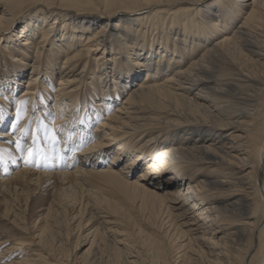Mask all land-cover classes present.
<instances>
[{
  "label": "bare ground",
  "instance_id": "obj_1",
  "mask_svg": "<svg viewBox=\"0 0 264 264\" xmlns=\"http://www.w3.org/2000/svg\"><path fill=\"white\" fill-rule=\"evenodd\" d=\"M0 3V43L18 50L15 70L0 67V149L21 158L32 125L20 168L0 166V193L61 180L92 202L91 247L105 242L123 264H264V0ZM47 52L64 56L49 74ZM91 60L98 86L83 102ZM36 140L56 156L51 170L30 164ZM113 190L149 206L155 235L121 227ZM49 227L2 250L0 264L87 263L63 242L48 250Z\"/></svg>",
  "mask_w": 264,
  "mask_h": 264
},
{
  "label": "rangeland",
  "instance_id": "obj_2",
  "mask_svg": "<svg viewBox=\"0 0 264 264\" xmlns=\"http://www.w3.org/2000/svg\"><path fill=\"white\" fill-rule=\"evenodd\" d=\"M0 7V9H2L4 7L3 4L0 3ZM38 15L39 17L43 16L41 12L38 13ZM23 24L19 25L17 34L18 31L20 32ZM66 27L67 32L76 33V36H83V38L92 34V31L81 28L78 29V32H74L73 24H67ZM61 33L59 34L61 35ZM3 44L0 43V67H4L6 69L8 68L9 70H15L16 63L12 62L11 57L13 51L18 52V50L12 49L11 51L9 48H6V46H9V42ZM148 47L149 46H147V48ZM169 47L171 48L170 50H173V45ZM202 50L203 49L201 48L199 53ZM63 58L64 56L59 57L57 54L47 52L43 57L42 70L44 72L47 71L49 74L52 71L60 69V67L63 65ZM30 61L31 60H28L26 62L30 64ZM190 61L191 58L188 57L184 65L188 66ZM29 64L25 65L24 69L28 70ZM95 64L96 63L91 60L88 71L85 74V84H82V86H84L80 92V98L83 102H91L93 92L98 86L97 80L92 78V73L96 69ZM17 68L19 69V67ZM30 71L31 69H29V72ZM56 85L57 80L55 79V81H53V86L56 88ZM17 106H22V103L19 102ZM15 109L16 105L12 104L11 112H13ZM22 119V116L18 115L15 122L19 123L16 128L22 122ZM24 130L25 134H27V138L22 140L23 145L21 149V158H24L25 156V154L22 155V152H24V149H26V142L31 137L32 125H28V127H26ZM6 131H8V128L0 129V141L1 139H4L2 138V135H4ZM49 131H47V137L50 139L49 141L56 142L57 136L52 131ZM37 140L35 143L37 149L33 152L34 154L32 156L33 158L30 159V164L40 169L51 170L53 168L52 159H54L56 156L54 154H47L44 145L42 146V142H38ZM8 149L9 148L0 149V166L6 171L3 175L12 176L14 170L20 168L19 160L21 158L10 157V155L14 152L10 149V154ZM67 161V159H64L63 163ZM141 170L142 169L139 168L137 173H139ZM23 192L24 193H21L20 191L18 194L11 193L9 194L11 196H4L2 193H0V245L5 243L4 246L0 247V252L12 246V243L18 240L29 241L34 235L43 234L42 232L44 227L50 225L47 233H45V235H49L44 236L45 238L43 240L44 245L47 246L48 250L56 251L58 247L62 245L61 242H63V245L66 243L64 249L69 250L70 256L72 258H76V260L79 262L82 260H87V263L84 262L85 264H123L122 258L117 256V254L113 251H110L105 242L101 250L97 249L96 247H91V241L93 240V237L88 238L87 234L93 232L96 227L100 226V224L96 219L91 220V215H88L89 213L91 214L92 202L88 201L89 199H86V196H82L81 192L72 190L67 185L64 186L61 180L49 178H46L40 182H34L26 189V191ZM113 192L111 191L110 193L109 191L110 194L108 192L107 193L110 197H112V199L117 198L116 200L114 199V201H116L122 209L120 214L112 212L115 214L117 220L121 222V227L130 235H138L137 233L140 229L144 232L155 235L154 230L156 223L155 219L152 218V213L149 206L144 205V203L140 202V200L132 202L126 197V195H123V193L117 190H113ZM114 194L116 195L113 196ZM108 236L110 235L108 234ZM62 239H64V241H62ZM78 242L79 245H77ZM13 260H16V257L10 259V261Z\"/></svg>",
  "mask_w": 264,
  "mask_h": 264
}]
</instances>
